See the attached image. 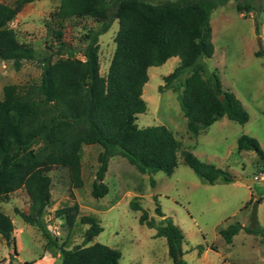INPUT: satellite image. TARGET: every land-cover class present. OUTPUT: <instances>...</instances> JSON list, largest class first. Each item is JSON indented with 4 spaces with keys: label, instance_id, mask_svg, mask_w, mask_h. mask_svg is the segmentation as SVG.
<instances>
[{
    "label": "trees",
    "instance_id": "1",
    "mask_svg": "<svg viewBox=\"0 0 264 264\" xmlns=\"http://www.w3.org/2000/svg\"><path fill=\"white\" fill-rule=\"evenodd\" d=\"M34 0L0 2V60L18 70L23 61L34 59V48L17 38L8 24L23 5ZM229 0H60L55 16L59 19L87 16L100 26L86 36L80 48L82 58L74 55L72 45L62 39L60 29L53 30L56 49L53 59L40 60V80L24 86L6 84L0 99V197L24 189L34 215L15 209L22 220L36 226L45 239V248L59 253V264H119L121 252L100 242H92L102 227L95 216H80L87 224L82 244L71 245L67 235L62 242L47 227L45 213L51 201L49 166L66 167L73 187L80 188L82 148L96 144L98 166L91 183V195L101 198L108 192L103 181L108 161L115 155L127 159L142 174L162 171L170 176L183 162L198 175L213 183L231 179L230 173L201 161L182 149L172 131L163 124L139 127L138 113L146 110L142 89L148 80V68L179 58L174 69L163 77L164 85L177 92L187 128L198 134L213 122L226 117L239 124L249 115L235 94L222 86L215 71L207 69L203 58L212 56L210 14ZM236 9L254 10L251 0H236ZM117 21L114 51L107 71L100 73L99 36ZM258 26L256 25V30ZM57 45V46H56ZM264 65V48L255 51ZM163 86V85H162ZM160 86V88H162ZM220 96H222L220 98ZM239 150L254 149L264 160L258 141L241 135ZM153 184V179H150ZM260 201V199H259ZM133 209H141L131 203ZM78 206H64L55 215H64L70 226L76 220ZM156 212L163 216L159 207ZM139 222L155 228L156 236L166 239L173 264H186L182 258L184 234L170 217L159 223L147 219L142 211ZM241 229L261 236L264 227L252 228L235 222L219 233L230 243ZM14 223L0 210V236L10 247ZM0 264H15L13 257Z\"/></svg>",
    "mask_w": 264,
    "mask_h": 264
},
{
    "label": "rangeland",
    "instance_id": "2",
    "mask_svg": "<svg viewBox=\"0 0 264 264\" xmlns=\"http://www.w3.org/2000/svg\"><path fill=\"white\" fill-rule=\"evenodd\" d=\"M14 0H0L12 4ZM159 1V0H156ZM254 10L247 13L236 9V0L217 6L210 14L214 52L203 61L219 76L222 86L233 92L247 111L244 124L223 117L198 134L187 128V119L180 108L177 92L164 85L163 77L178 64L176 56L148 68V80L142 97L146 110L138 113L139 127L163 124L172 131L181 148L192 152L201 161L227 170L231 179L220 178L213 183L198 175L183 162L168 176L162 171L142 174L126 158L115 155L108 161L103 181L108 192L94 198L91 183L98 166L101 147L96 144L82 148V179L80 188L73 187L66 167L49 166L51 201L45 213L47 227L62 242L69 235L71 245L82 244L87 224L80 216H95L102 230L92 242H100L121 252L119 264H173L166 239L156 236L155 228L139 222L142 211L155 223L170 217L184 234L182 258L186 264H264V240L259 235L241 229L225 242L220 229L238 222L250 226L253 201L260 199L257 210L258 225L264 227V160L254 149L239 150L237 139L245 134L254 137L264 152V65L255 51L264 48V0H251ZM60 0H34L23 5L8 24L17 38L34 48L31 61H23L15 70L10 62L0 60V99L6 84L24 86L37 83L41 76L40 60L48 55L53 59L55 39L53 30L60 29L62 39L72 45L74 55L82 58L80 48L86 36L100 24L91 17L59 19L55 16ZM256 25L258 30H256ZM117 21L99 36L100 73L105 74L114 51ZM260 37L261 46L257 37ZM57 46V45H56ZM163 85V86H162ZM162 86V88H160ZM238 177L234 180L232 177ZM257 176V180H253ZM153 179V184L150 179ZM239 179H250L243 183ZM136 202L141 209H133ZM78 206L74 225L64 215H55L58 208ZM159 207L163 216L156 212ZM18 209L34 215V208L24 189L0 197V210L8 214L14 230L10 247L0 236V261L13 257L15 264H59V253L45 248L39 229L22 220Z\"/></svg>",
    "mask_w": 264,
    "mask_h": 264
},
{
    "label": "water",
    "instance_id": "3",
    "mask_svg": "<svg viewBox=\"0 0 264 264\" xmlns=\"http://www.w3.org/2000/svg\"><path fill=\"white\" fill-rule=\"evenodd\" d=\"M257 40H258V45L259 47L261 46V40H260V37L258 36L257 37ZM222 96H220L221 98ZM234 180H238V177L234 176L232 177ZM241 182L243 183H252V180L250 179H239ZM258 205H259V198L257 197L254 201H253V204H252V208H251V213H250V227L254 228L258 221H257V210H258Z\"/></svg>",
    "mask_w": 264,
    "mask_h": 264
},
{
    "label": "crops",
    "instance_id": "4",
    "mask_svg": "<svg viewBox=\"0 0 264 264\" xmlns=\"http://www.w3.org/2000/svg\"><path fill=\"white\" fill-rule=\"evenodd\" d=\"M41 259H42V258H38V259L36 260L37 264L40 263V262H42Z\"/></svg>",
    "mask_w": 264,
    "mask_h": 264
},
{
    "label": "built area",
    "instance_id": "5",
    "mask_svg": "<svg viewBox=\"0 0 264 264\" xmlns=\"http://www.w3.org/2000/svg\"><path fill=\"white\" fill-rule=\"evenodd\" d=\"M257 179H258V177H257V176H255L253 180H257Z\"/></svg>",
    "mask_w": 264,
    "mask_h": 264
}]
</instances>
